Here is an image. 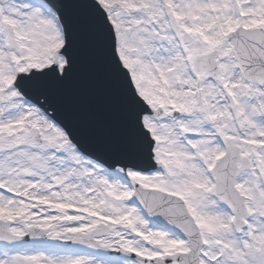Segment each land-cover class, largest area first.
<instances>
[{
    "label": "snow or ice",
    "instance_id": "6c2138e0",
    "mask_svg": "<svg viewBox=\"0 0 264 264\" xmlns=\"http://www.w3.org/2000/svg\"><path fill=\"white\" fill-rule=\"evenodd\" d=\"M0 264H264V0H0Z\"/></svg>",
    "mask_w": 264,
    "mask_h": 264
}]
</instances>
